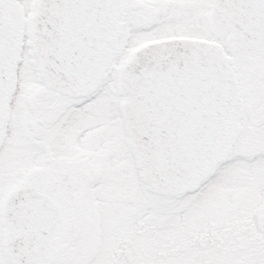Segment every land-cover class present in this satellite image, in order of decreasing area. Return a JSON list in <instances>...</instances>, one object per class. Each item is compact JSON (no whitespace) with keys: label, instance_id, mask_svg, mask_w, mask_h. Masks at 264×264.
Masks as SVG:
<instances>
[{"label":"snow or ice","instance_id":"obj_1","mask_svg":"<svg viewBox=\"0 0 264 264\" xmlns=\"http://www.w3.org/2000/svg\"><path fill=\"white\" fill-rule=\"evenodd\" d=\"M0 264H264V0H0Z\"/></svg>","mask_w":264,"mask_h":264}]
</instances>
